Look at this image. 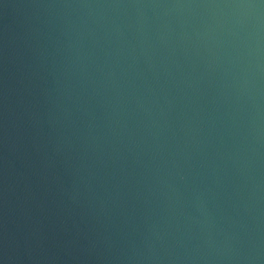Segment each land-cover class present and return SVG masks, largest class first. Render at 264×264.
<instances>
[{"label": "water", "instance_id": "water-1", "mask_svg": "<svg viewBox=\"0 0 264 264\" xmlns=\"http://www.w3.org/2000/svg\"><path fill=\"white\" fill-rule=\"evenodd\" d=\"M237 2L0 0V258L264 264V10L203 6Z\"/></svg>", "mask_w": 264, "mask_h": 264}, {"label": "clouds", "instance_id": "clouds-1", "mask_svg": "<svg viewBox=\"0 0 264 264\" xmlns=\"http://www.w3.org/2000/svg\"><path fill=\"white\" fill-rule=\"evenodd\" d=\"M177 7H184V5H176ZM204 7H217V8H228L232 10H236L239 13V17L249 16L251 14L255 15L257 24H260L261 21V10H264V0H259V2H251V0H247V2H237V3H229V4H218V5H203ZM238 17L237 22L243 23V20ZM188 177L181 175L179 176L180 181H187ZM0 264H8V258L3 257L0 258Z\"/></svg>", "mask_w": 264, "mask_h": 264}]
</instances>
